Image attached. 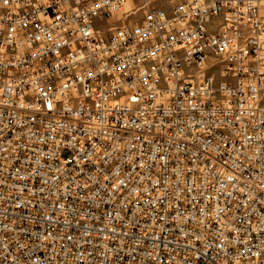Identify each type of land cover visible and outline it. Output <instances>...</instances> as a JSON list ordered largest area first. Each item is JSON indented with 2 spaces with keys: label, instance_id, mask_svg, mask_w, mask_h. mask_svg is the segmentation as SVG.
Returning <instances> with one entry per match:
<instances>
[{
  "label": "built area",
  "instance_id": "obj_1",
  "mask_svg": "<svg viewBox=\"0 0 264 264\" xmlns=\"http://www.w3.org/2000/svg\"><path fill=\"white\" fill-rule=\"evenodd\" d=\"M0 264H264V0H0Z\"/></svg>",
  "mask_w": 264,
  "mask_h": 264
}]
</instances>
